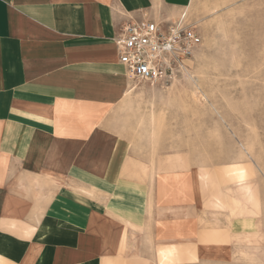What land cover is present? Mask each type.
Segmentation results:
<instances>
[{"label":"crops","instance_id":"crops-1","mask_svg":"<svg viewBox=\"0 0 264 264\" xmlns=\"http://www.w3.org/2000/svg\"><path fill=\"white\" fill-rule=\"evenodd\" d=\"M194 1L0 0V264H264L250 170L153 153L131 105L125 23Z\"/></svg>","mask_w":264,"mask_h":264},{"label":"rangeland","instance_id":"rangeland-1","mask_svg":"<svg viewBox=\"0 0 264 264\" xmlns=\"http://www.w3.org/2000/svg\"><path fill=\"white\" fill-rule=\"evenodd\" d=\"M188 11L202 43L166 82L134 79L139 130L148 124L151 151L179 154L180 166L225 170L232 162L235 173L250 170L247 199L256 215L264 208L253 180L264 170V0H195ZM242 196L217 199L236 205Z\"/></svg>","mask_w":264,"mask_h":264},{"label":"built area","instance_id":"built-area-1","mask_svg":"<svg viewBox=\"0 0 264 264\" xmlns=\"http://www.w3.org/2000/svg\"><path fill=\"white\" fill-rule=\"evenodd\" d=\"M201 43L198 25L187 9L168 21L131 19L116 38L120 62L127 73L152 84L166 82L182 69Z\"/></svg>","mask_w":264,"mask_h":264}]
</instances>
